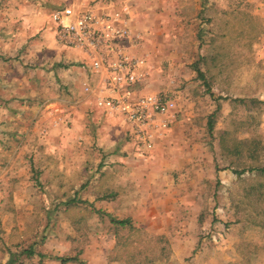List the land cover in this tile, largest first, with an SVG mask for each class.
<instances>
[{
    "label": "rangeland",
    "instance_id": "obj_1",
    "mask_svg": "<svg viewBox=\"0 0 264 264\" xmlns=\"http://www.w3.org/2000/svg\"><path fill=\"white\" fill-rule=\"evenodd\" d=\"M78 3L0 0V264H264V0H131L179 110L151 149L57 42Z\"/></svg>",
    "mask_w": 264,
    "mask_h": 264
},
{
    "label": "built area",
    "instance_id": "obj_2",
    "mask_svg": "<svg viewBox=\"0 0 264 264\" xmlns=\"http://www.w3.org/2000/svg\"><path fill=\"white\" fill-rule=\"evenodd\" d=\"M130 7L113 13L64 5L51 14L57 42L84 54L81 64L96 81L82 83L98 108L116 114L146 149L163 136L179 112L166 93L145 90L146 59L138 54L140 35L128 24Z\"/></svg>",
    "mask_w": 264,
    "mask_h": 264
},
{
    "label": "crops",
    "instance_id": "obj_3",
    "mask_svg": "<svg viewBox=\"0 0 264 264\" xmlns=\"http://www.w3.org/2000/svg\"><path fill=\"white\" fill-rule=\"evenodd\" d=\"M73 1L79 2L78 4H72L76 7H85V8L94 9L95 11H97L99 13H102V12L113 13L116 10H121L123 6H129L130 7V14L128 16V24L130 25V19L132 18V9H133V3H131V0H126L123 3H120L119 0H73ZM89 100L94 101V98L90 97ZM94 106L96 108H98L96 106L95 101H94ZM98 109L105 112L101 108H98ZM111 115L117 116V119H119L122 122V125H124L127 128V130L130 129L129 126L122 120V118L120 116H118L116 114L115 115L111 114ZM110 133L112 134L113 132L111 131ZM112 135H114V134H112ZM163 136H164V134H163ZM163 136H161V137H163ZM103 137H104L103 134H100V138H103ZM112 138H114V136Z\"/></svg>",
    "mask_w": 264,
    "mask_h": 264
},
{
    "label": "trees",
    "instance_id": "obj_4",
    "mask_svg": "<svg viewBox=\"0 0 264 264\" xmlns=\"http://www.w3.org/2000/svg\"><path fill=\"white\" fill-rule=\"evenodd\" d=\"M117 222L121 225H125V224H128L130 221H129V219H121V220H117ZM41 255L43 258L46 257L43 254H41ZM49 258L51 260L53 259L52 257H49ZM57 259H60L63 263H67L69 261H73V260L75 261L77 258L68 257V258H57Z\"/></svg>",
    "mask_w": 264,
    "mask_h": 264
}]
</instances>
